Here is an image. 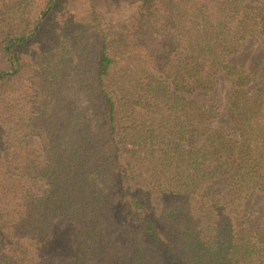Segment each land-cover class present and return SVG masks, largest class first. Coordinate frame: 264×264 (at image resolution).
Masks as SVG:
<instances>
[{
    "label": "trees",
    "instance_id": "16d2710c",
    "mask_svg": "<svg viewBox=\"0 0 264 264\" xmlns=\"http://www.w3.org/2000/svg\"><path fill=\"white\" fill-rule=\"evenodd\" d=\"M0 264H264V0H0Z\"/></svg>",
    "mask_w": 264,
    "mask_h": 264
},
{
    "label": "rangeland",
    "instance_id": "374dc122",
    "mask_svg": "<svg viewBox=\"0 0 264 264\" xmlns=\"http://www.w3.org/2000/svg\"><path fill=\"white\" fill-rule=\"evenodd\" d=\"M47 12H48V9H46L45 14H46ZM45 14L42 15V18L45 17ZM42 35H43V34H42ZM43 38H44V36H41V37H40V39H43Z\"/></svg>",
    "mask_w": 264,
    "mask_h": 264
}]
</instances>
